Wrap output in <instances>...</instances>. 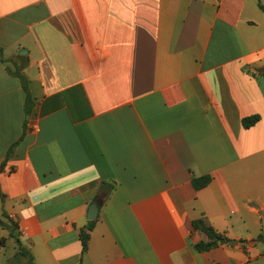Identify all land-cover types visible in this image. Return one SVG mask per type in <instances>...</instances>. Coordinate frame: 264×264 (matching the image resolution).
I'll return each mask as SVG.
<instances>
[{
  "label": "crops",
  "instance_id": "obj_1",
  "mask_svg": "<svg viewBox=\"0 0 264 264\" xmlns=\"http://www.w3.org/2000/svg\"><path fill=\"white\" fill-rule=\"evenodd\" d=\"M15 54L29 116L8 65ZM0 58V164L24 134L0 171V215L18 226L9 241L19 239L21 261L264 259L258 0H0ZM102 182L115 183L108 196ZM97 195L104 202L82 253L79 230ZM195 220L237 244L196 251L207 237ZM13 255L0 245V264Z\"/></svg>",
  "mask_w": 264,
  "mask_h": 264
},
{
  "label": "trees",
  "instance_id": "obj_2",
  "mask_svg": "<svg viewBox=\"0 0 264 264\" xmlns=\"http://www.w3.org/2000/svg\"><path fill=\"white\" fill-rule=\"evenodd\" d=\"M258 8H259V10L264 12V5L259 0H258ZM0 61L3 62L2 58H0ZM12 74L15 75L17 78H19V80L21 82V86L25 92V114H26V116H29L30 112L32 110L33 101H32V98H31V95H30V92L28 89V80H27L26 76L20 72V69L12 72ZM257 120H258L257 116L246 117V118L242 119V125L244 128H249ZM23 135L19 138V140L17 142L12 144L8 148V150L6 152L5 159L0 164V171L5 166L6 161L8 160V157L10 156L13 148L17 145V143L19 141L22 140ZM209 182H210V177L208 175H205V176H201L198 178H193L191 180V185H192L194 190H198L202 187H205ZM114 188H115V183L102 182L100 190L105 194V196H108ZM0 200L1 201L4 200V194H2L1 191H0ZM2 215L5 218V222L10 227L9 235L11 237H14V233L18 232V226H17L16 222H14L8 216H6L4 214H2ZM94 223H95V221H87L85 226L79 230V240H80L81 247H82V253H84L87 249L89 234H90L91 229L94 226ZM192 227L196 230L203 232L207 237V241H205V242L200 241V242H197L196 244H194V248L198 252H206V251H209V250L217 247L220 244H228V239H226L225 237H223L222 235L217 233L212 227L206 225L202 220L193 221ZM262 238H263V235L260 234L256 241H261ZM15 243L18 246L17 255L25 256V251L21 248L19 239H15ZM26 254H27V252H26ZM27 264H34V263H32L31 257H29V259L27 260Z\"/></svg>",
  "mask_w": 264,
  "mask_h": 264
},
{
  "label": "rangeland",
  "instance_id": "obj_3",
  "mask_svg": "<svg viewBox=\"0 0 264 264\" xmlns=\"http://www.w3.org/2000/svg\"><path fill=\"white\" fill-rule=\"evenodd\" d=\"M262 1H264V0H262ZM12 40H13L12 35H10V36H8V38H6V41L4 43L5 50H7V51L9 50V46L11 45ZM22 59H23L22 56H18L17 54H15V56L9 60L8 65L13 67V69H15V71H16L20 68V65L22 63V61H21ZM0 218L5 222V218H3L1 215H0ZM0 232L2 234V236H0V245L5 246L6 251L8 253H11L12 255L14 254L12 259L9 260L7 262V264H27L26 261H21L22 260L21 257H19L17 255L18 246L15 243V239H13V241H9V238H10L9 231L6 229L0 228ZM14 235H16V233H14ZM16 248H17V252H15ZM21 262H23V263H21ZM254 264H264V259H261Z\"/></svg>",
  "mask_w": 264,
  "mask_h": 264
},
{
  "label": "water",
  "instance_id": "obj_4",
  "mask_svg": "<svg viewBox=\"0 0 264 264\" xmlns=\"http://www.w3.org/2000/svg\"><path fill=\"white\" fill-rule=\"evenodd\" d=\"M20 54H26L25 50H21L19 52ZM103 198L100 195L95 196L92 201L89 203L88 207H87V211H86V216L85 219L87 221H94L97 219L98 214H99V210L101 208V206L103 205ZM0 228L9 230L10 227L9 225L4 222L1 218H0ZM228 244L230 245H236L237 241L236 240H228Z\"/></svg>",
  "mask_w": 264,
  "mask_h": 264
}]
</instances>
